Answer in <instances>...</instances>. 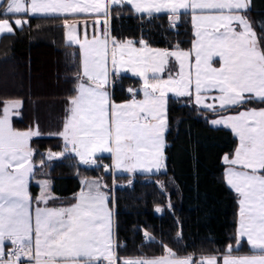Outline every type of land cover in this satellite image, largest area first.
Returning a JSON list of instances; mask_svg holds the SVG:
<instances>
[{
    "label": "snow or ice",
    "instance_id": "obj_1",
    "mask_svg": "<svg viewBox=\"0 0 264 264\" xmlns=\"http://www.w3.org/2000/svg\"><path fill=\"white\" fill-rule=\"evenodd\" d=\"M122 2L149 16L169 13L174 23L179 21L182 10L192 13L197 38L195 76L193 79L191 52L151 49L143 41V48L138 49L131 40L118 42L115 38H111L110 69L108 34L91 41L85 36L81 43L76 25L67 24L66 19L69 42L83 49L85 80L70 99V115L61 135L82 163L94 164L95 153L109 152L115 156L117 169H159L169 92L194 95L196 104L213 112L216 103H207L209 98L218 101L220 109L242 106L246 100L264 102V35L257 36L244 14L250 0H111L113 5ZM0 8V15L101 11L108 15L107 0H0ZM12 23L20 28L27 20L16 18ZM12 23L8 18L0 19V34H12ZM261 33L264 34V25ZM215 57L222 66L213 67ZM170 58L179 61L178 79L171 74L161 78ZM110 71L113 75L131 72L142 77L144 99L114 103L106 90ZM213 92L219 96L209 97ZM21 106L19 101L9 103L0 117V264H194L191 257H177L171 249L159 259L117 261L108 197L96 183L85 182L86 190L79 193L73 206L37 207L33 217L28 192L33 170L30 140L40 133L38 129L21 132L12 128L9 111ZM213 123L230 127L239 138L233 158L224 157L229 165L226 178L242 198L237 247L246 237L257 253L238 258L227 255L222 264H264V109L240 112ZM48 198L50 194L45 192L39 202L46 204ZM6 242L13 246L8 252ZM228 252H232L231 246ZM199 264H217V259L203 258Z\"/></svg>",
    "mask_w": 264,
    "mask_h": 264
},
{
    "label": "trees",
    "instance_id": "obj_2",
    "mask_svg": "<svg viewBox=\"0 0 264 264\" xmlns=\"http://www.w3.org/2000/svg\"><path fill=\"white\" fill-rule=\"evenodd\" d=\"M4 18L27 23L20 28L13 25L12 34L0 37V116L5 102H21L12 126L19 131L38 129L40 135L30 140L36 165L33 180L46 174L54 201L71 200L83 179H102L107 194L113 195L117 242L127 244L128 256L158 257L171 249L176 256L197 258L228 254L229 246L231 253L251 252L245 243L236 247L237 202L223 181L222 157L234 151L236 140L230 131L210 127L208 120L264 107V102L247 101L210 113L187 100L170 98L164 137L166 172L112 179L109 170L83 167L63 152L59 135L80 70L79 56L73 54L76 48L64 40L63 26L69 19L0 15ZM246 18L258 37L264 35V0H252ZM109 24L110 35L118 42L143 41L153 49L187 51L193 41L189 14L172 23L166 14L136 15L126 5H115L109 11ZM139 85L135 78H119L113 101L129 100L128 90ZM30 191L35 195L37 186ZM156 208L163 213L157 215Z\"/></svg>",
    "mask_w": 264,
    "mask_h": 264
},
{
    "label": "crops",
    "instance_id": "obj_3",
    "mask_svg": "<svg viewBox=\"0 0 264 264\" xmlns=\"http://www.w3.org/2000/svg\"><path fill=\"white\" fill-rule=\"evenodd\" d=\"M115 5H126L136 15H148L146 13H143V14L142 13H137L135 11L134 7L132 5H129L126 2H122L120 4H115ZM115 5H113L111 3V0H107V9H108V15L107 16L104 15L103 11H101L99 13L89 12V13H77V14H72V15H68V14H65V15H49V16H42V15L32 16L30 14H15V15H27L29 17H61V18H68L69 20L67 21V24L76 25V34L79 37L81 43L84 42L85 36L87 37V39L89 41H91L93 39H104L105 35L107 33L108 37H109V43H108L109 55H108V60H109V68L111 69L110 61H111V49H112V44H111V38L112 37L110 35L109 11H110V8L112 6H115ZM251 6H252V0H250L248 8L244 12L245 16H246V12L251 8ZM160 14H166L168 16L169 20L172 23H174L173 20H172L171 15L169 13H154L153 15H160ZM182 14H189L190 15V21H191V27H192V33H193V41H192V45H191L190 50H187L185 52H191V56H190V61H191V64H192L191 71H192L193 79H194V76H195V63H194L195 62V51H194V46H195V42H196L197 38H196V36L194 34L195 33V29H194V24H193V21H192V13L190 11L182 10ZM7 15H13V14H7ZM97 21H99V23H97ZM12 22H10V23H12ZM13 25L16 26L14 23H12V26ZM63 28H64V40H65V43L67 45H70V46L76 48V52L74 51L73 54L77 53L78 56H79L80 70H79V75H78L77 80H76V87H75V94H74V96H75L77 94V89H78L79 83L80 82H84V80H85V78L82 76L83 60H84L83 49L80 47L79 44H77L75 42H69V40H68V31L69 30L65 26V23H64ZM2 35H4V34H0V37ZM126 41H128V40H125V41H122V42H126ZM133 43H134V46L136 48H138V49H141L144 46L141 42L136 43V42L133 41ZM151 49H153V48H151ZM156 50L164 51L166 49H156ZM174 50H177V49H174ZM174 50H167V51H174ZM212 65H213V67H220V66H222V61H220V59L218 57H215V58H213ZM188 70H189L188 69V64L186 63L185 64V71H188ZM179 72H180L179 61H176L174 58H170L168 60V63H167V66H166L164 72L161 73L160 75H161L162 79H167L169 77V74H171L174 78L178 79L179 78L178 77V73ZM115 75L118 78H121V77H124V76L135 78V79L139 80L140 85L138 87H135V88H130L132 90L131 92L128 90V94L130 96L129 100L123 101V102H115L111 98V100L114 103H116V104H124V103L130 102L133 99H136V100H143L144 99V95H143V78L142 77L133 75L131 72H119L118 74H115ZM111 76H112V73L110 71L109 80H110ZM149 76H151V73H149ZM106 90L109 92L108 85L106 86ZM109 95H110V92H109ZM213 95L218 97L219 93L218 92L210 93L209 97H211ZM170 98L179 99V100H187V101L191 102L196 108H198V109H200L202 111L210 112V113H219V112L224 111V110H229V109L235 108V107H228V108H225V109H220L219 105H218V101H213L211 98H209L206 101L207 103H216V111L213 112L210 109L201 107L199 104H196L195 100H194V95L192 97L176 96L174 93H171V92H169L167 94V105H168V100ZM247 101L262 102V101H260L258 99L246 100L245 102H247ZM8 102H10V101H8ZM3 108H4V106H3ZM20 108L17 109L16 111H13V115L11 116V120H12V117L17 114V112L20 110ZM70 108H71V105H70V101H69V107H68V110H67V115H66V118H65V121H64V125H63V129H62L61 133L63 132L65 124L67 123L68 117L70 115ZM251 109L260 110V109H264V107L247 108V109L239 110V111L234 112V113L217 114L216 116H214V117H212V118H210L208 120V124H209L210 127L226 129V130L230 131L232 133L233 137L235 138L236 146H235L234 151L231 154H229V155H225V156L229 157V159L233 158L235 151L239 147V138H238V136H236V134L234 133V131L230 127H227V126H224V125L214 124L213 121L221 119L222 117L236 116L240 112H245V111H248V110H251ZM2 113H3V109H2ZM1 116H2V114H1ZM11 125H12V122H11ZM12 128L14 130H16L13 126H12ZM17 131H19V130H17ZM24 131H26V130H24ZM21 132H23V131H21ZM166 132H167V130H166ZM166 132H165V134H166ZM61 133H60L59 137H60V139L62 141L63 152L66 155H71V156L75 157V159L78 161L79 165H81L83 167H86V168H93L95 163L105 162L107 164V168L109 170V173H110L112 179L117 177V176H129V177L136 176V175L150 176V175L161 174V173H165L166 172V157H165L166 143H165V138H164V148H163V162H162L161 166L159 167V169H157L156 167L153 166L150 171L146 170V167L137 168L134 171H125L123 169H117L115 167V156H114L113 153H109V152H97V153H95L94 156H93V159L95 160L94 164H84V163H82L81 160H80V157L74 151L70 150L71 149V145L66 143V141L64 140V138L61 135ZM165 134H164V137H165ZM34 137H36V136H34ZM34 137H32V138H34ZM225 156L222 157V164L224 166L223 181H224V184L226 185V187L236 197V202H237L236 239H237L238 230H239V221H240V210H241L240 200L242 198L235 191V189H233L227 183V178L226 177H227V170L229 168V165L226 164L225 161H224V157ZM32 161H33V156L31 158V162ZM35 168H36V165L34 167V170H35ZM34 170L32 171L31 176L29 178V182H28V192H29L31 200H32L31 212H32L33 217L35 215V209L37 207L40 208V209H60V208H68V207L73 206L75 203L78 202L79 193L81 191H85L86 190L85 182H88L89 184L96 183V184H99L101 186L100 187V191L105 193L107 195V197H108L107 206H108V208L110 209V211L112 213V233H113V242H114V248H115V257H116L117 261H123L125 259L151 260V259H159V258H162V257H166L168 255V254H166V255L158 256V257L128 256V251H129L128 246L125 245L123 242H117L116 241L117 230H116L115 222H114V204H113L112 198H110L108 196L107 192H106V188H105V185H104L102 179H99V178L83 179L81 181V186H80L79 191L72 197L71 200H68V201H54V196L52 194V181L46 178V174L45 175L42 174L43 175V179L37 181L40 184L36 185L35 182H34L35 180H33ZM237 170H239V169H237ZM261 174H264V173H261ZM32 185H36L37 188H38V191H37V193L35 195H32L31 191H30V187ZM45 192L50 194V198L47 199V203L46 204L42 203V202H39V197H41ZM52 201H53V203L51 204ZM242 243H245L248 246V248L251 250L250 253H238V254H235V253H230L229 254L228 253V254H224V255H206V256H200V257H197V258H194L193 256H177V257H180V258L191 257L193 262H194V259L196 260L195 264H199V262L203 258L215 257L217 259V264H222V261H223L224 257L227 256V255H231V257H233V258H238V257L252 256V255L257 254L256 250L252 249L251 245L247 243L246 237L240 239L239 246ZM11 246L12 245L10 244V242H6L5 251L7 252L10 249ZM236 247H237V243H236Z\"/></svg>",
    "mask_w": 264,
    "mask_h": 264
},
{
    "label": "built area",
    "instance_id": "obj_4",
    "mask_svg": "<svg viewBox=\"0 0 264 264\" xmlns=\"http://www.w3.org/2000/svg\"><path fill=\"white\" fill-rule=\"evenodd\" d=\"M118 81H119V78L116 75L112 74V76L110 77L109 83H108V89H109V92H110V97L112 99L115 97L114 96V92H113V88L118 84ZM94 167H97V168L101 167L103 170H108L107 164L105 162L95 163ZM148 241L149 240L146 238V242H148ZM11 247H13V246H11ZM11 247H10V249H11Z\"/></svg>",
    "mask_w": 264,
    "mask_h": 264
},
{
    "label": "rangeland",
    "instance_id": "obj_5",
    "mask_svg": "<svg viewBox=\"0 0 264 264\" xmlns=\"http://www.w3.org/2000/svg\"><path fill=\"white\" fill-rule=\"evenodd\" d=\"M17 100H15V101H10V102H6L5 103V105H4V108H5V106L6 105H8L9 103H11V102H16ZM20 102V101H19ZM4 108H3V110H4ZM20 108V107H19ZM19 108H12V109H10V111H9V119L11 120V116L13 115V111H16L17 109H19ZM2 115H3V113H2ZM2 117V116H1ZM26 131H28V130H26ZM34 137V136H33ZM31 164H32V166H33V170H34V167H35V165H34V162L32 161L31 162ZM32 170V171H33ZM37 181H39V180H35L34 182H35V184L36 185H39L40 183H38ZM109 196V195H108ZM110 197V196H109ZM111 198V197H110ZM112 198H113V195H112ZM114 203V202H113ZM157 209H160V211H157ZM155 212H156V214L157 215H161L162 213H163V209L162 208H156L155 209ZM117 239H118V237L116 238V241H117ZM119 242H120V240H119ZM125 245H127V244H125ZM129 249V248H128Z\"/></svg>",
    "mask_w": 264,
    "mask_h": 264
},
{
    "label": "water",
    "instance_id": "obj_6",
    "mask_svg": "<svg viewBox=\"0 0 264 264\" xmlns=\"http://www.w3.org/2000/svg\"><path fill=\"white\" fill-rule=\"evenodd\" d=\"M105 174H107V172H105Z\"/></svg>",
    "mask_w": 264,
    "mask_h": 264
}]
</instances>
